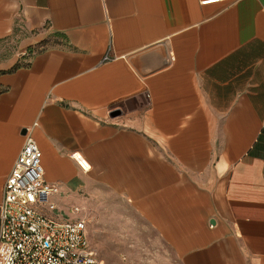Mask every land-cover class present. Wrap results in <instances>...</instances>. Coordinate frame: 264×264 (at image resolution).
Here are the masks:
<instances>
[{"label": "crops", "instance_id": "1", "mask_svg": "<svg viewBox=\"0 0 264 264\" xmlns=\"http://www.w3.org/2000/svg\"><path fill=\"white\" fill-rule=\"evenodd\" d=\"M27 135L146 263L264 264V0H0V211Z\"/></svg>", "mask_w": 264, "mask_h": 264}, {"label": "built area", "instance_id": "2", "mask_svg": "<svg viewBox=\"0 0 264 264\" xmlns=\"http://www.w3.org/2000/svg\"><path fill=\"white\" fill-rule=\"evenodd\" d=\"M74 155L87 169L82 155ZM42 158L36 139L27 135L5 182L0 264H105L90 245L88 219L79 214L81 207L72 208V217L53 201L60 186L46 179Z\"/></svg>", "mask_w": 264, "mask_h": 264}, {"label": "rangeland", "instance_id": "3", "mask_svg": "<svg viewBox=\"0 0 264 264\" xmlns=\"http://www.w3.org/2000/svg\"><path fill=\"white\" fill-rule=\"evenodd\" d=\"M104 204V202L81 203L70 199L62 202L63 210L72 217L75 216L72 214V208L77 205L81 207L79 214L85 216L88 222L90 220L89 232L95 244V249L108 264H148L144 260L146 259L145 256L147 254L151 256L153 250L148 251L140 248L139 245L144 244L143 239L147 236L143 232H146L150 237L148 244L151 248L154 241H158L157 235H154L151 230L145 227L142 219L137 218L117 219V225L111 228V219H106L104 216ZM128 239L131 247L126 248L123 243L124 240L128 241ZM157 246H159L158 243ZM151 263L150 259L149 264Z\"/></svg>", "mask_w": 264, "mask_h": 264}, {"label": "bare ground", "instance_id": "4", "mask_svg": "<svg viewBox=\"0 0 264 264\" xmlns=\"http://www.w3.org/2000/svg\"><path fill=\"white\" fill-rule=\"evenodd\" d=\"M82 161L86 167H89L88 161L82 156Z\"/></svg>", "mask_w": 264, "mask_h": 264}]
</instances>
